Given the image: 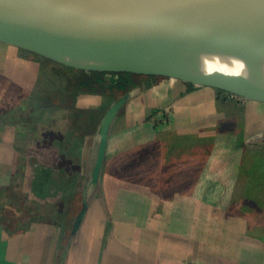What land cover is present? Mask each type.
<instances>
[{
	"label": "rangeland",
	"instance_id": "obj_1",
	"mask_svg": "<svg viewBox=\"0 0 264 264\" xmlns=\"http://www.w3.org/2000/svg\"><path fill=\"white\" fill-rule=\"evenodd\" d=\"M21 51L25 54L24 58H17L21 57ZM29 54L43 59L32 58ZM14 58L17 60L13 61ZM99 72L105 73L101 76L104 83L115 81L116 73H119L72 68L51 57L0 42V87L3 89V84H6L1 79L11 78L15 81L13 84H6V94H3L0 104V122L10 128L8 135L11 149L14 151L13 162L7 171L8 183L5 189H0V237L5 235L10 239L23 229L35 231L36 235L39 234V241L35 242L37 247L34 248H38L39 251L49 249L56 257V252L61 253L58 247L61 239L74 218V213H71L68 207L75 204L73 199L81 200V193L76 192L81 180L77 175L81 174L84 175V182L80 189L84 195L93 194L100 188L106 206L111 207L116 189L132 187L129 186V182L133 181L139 183L143 181L144 185L148 181L146 185L157 188V191H161L158 193L160 195H163L162 191L166 194L174 189L180 190L186 179L173 176V172L184 173V169H189L192 165L193 174L195 164L198 201L201 204L212 203L210 199L206 201L202 192L204 176L209 174L216 163L217 157L212 158V155L217 156L223 151H229L237 158L235 163L237 177L231 191L226 195L224 206L217 207L219 202L213 200L212 206L207 204L206 210H201L200 215L210 220L214 219V226H208L214 228L215 236L218 237L216 244L220 251L223 249L234 253L242 250L245 245L247 248L257 245L264 252V137L254 141L247 139L246 143L241 145L243 138L240 135L231 141L232 146L228 144L223 148L217 145V141L223 143L226 141L215 135L217 131L210 133L198 130L184 137L167 130L152 129L150 135L153 138L150 141H133L132 145L128 143L126 145L124 142L114 146L109 141L110 131L107 126L102 135L97 134V141H90L95 121L93 118L88 120L85 115L79 119L78 114L84 109H93L99 105L102 110L112 97L110 95L106 97L103 92L100 93L102 95L96 93L93 97L85 93L80 94L77 90L81 92L80 84L94 81L96 77L92 74ZM163 78L175 79L194 86L176 78ZM136 80L137 77L133 76L134 84ZM205 87L214 89L217 99L229 102L235 107H240L249 100L264 103L261 99L246 97L226 89ZM154 124L158 125L157 122ZM144 139H147V136ZM101 147V164L95 174L94 169ZM209 155L211 156L208 157ZM148 170L152 173L151 179L143 178L142 175L137 176ZM29 173H33V178H30ZM60 177H63L65 185L59 183ZM26 192L29 196L32 193L31 197H27ZM166 196L165 199L168 198ZM163 198L161 196V199ZM167 211L152 209L150 213L157 216L166 214ZM116 212L119 213V217L124 218L127 211ZM172 212L169 210V213ZM102 213L106 216L111 215V209L105 208ZM83 219L81 217V227ZM188 219L189 217L185 220ZM33 221L39 226L32 227ZM87 222L92 223L91 220ZM80 225L73 243L80 235ZM50 228L52 232L54 230V238L49 237ZM85 228L86 230L88 228L89 233L93 230L92 226L90 229L89 226ZM115 228L117 230V227ZM128 228L118 226V231L122 233ZM199 228L205 229L203 226ZM110 229L111 227L107 226L104 230L105 237ZM141 231V227H135L133 240L138 239ZM180 249V245L170 242L164 245L163 249L159 246L152 254L155 259L162 253L174 258ZM32 264H37L35 259Z\"/></svg>",
	"mask_w": 264,
	"mask_h": 264
},
{
	"label": "crops",
	"instance_id": "obj_2",
	"mask_svg": "<svg viewBox=\"0 0 264 264\" xmlns=\"http://www.w3.org/2000/svg\"><path fill=\"white\" fill-rule=\"evenodd\" d=\"M1 81L3 83L5 81L7 85L15 83L11 78L1 79ZM6 84H3V89L0 87V104L4 97L3 94H6ZM111 106L115 108V112L108 129L110 131L109 141L114 146L124 142L127 145V143L133 144V141H150L153 138L150 135L152 129L167 130L184 137L198 130L210 133L217 131L215 135L226 141L224 143L217 141V145L223 148L228 144L232 146L231 141L240 135L243 138L241 145L245 144L247 139L254 141V139L264 137V103L249 100L242 106L235 107L229 102L217 99L216 92L212 88L189 86L175 79L140 75L129 93L112 102ZM96 108L99 109L97 110L99 118L94 123L90 141H97V134L102 135L103 115L101 107L94 106L93 110ZM154 122L158 125L156 126ZM8 132L10 133V128L0 122V186H4L0 189L6 188L7 171L13 162L14 155ZM146 136L147 139H144ZM225 137L229 138L225 139ZM213 157H217L216 163L209 174L204 176L205 180L202 185L206 201L210 199L212 203L201 204L198 201L197 166L195 164H193V174L192 165L189 169L185 168L184 173L173 172V176L180 177V179L184 177L186 182L180 190L174 189L171 193L166 192L167 199H165V191H162L163 195L158 194L161 191H157L154 186L151 188L146 185L148 181L145 185L142 180L141 183L133 181V183L129 182V186L132 187L116 189L111 207L106 206L100 188H97L93 194L84 195L85 193L80 189L84 182V175H77L81 180L76 192L81 193V200L80 198L73 199L75 204L68 207V210L74 213V218L70 221L71 226L66 230L58 246L61 253L56 252L55 257L53 251L50 252L49 249H41L40 252L38 248H34L37 247L35 242L39 241V234L36 235L35 231L23 229L10 239H7L5 235L0 237V264H32L34 259L37 264H263L264 252L257 245L251 248L245 245L242 250L234 253L223 251V249L220 251L216 244L218 237L215 236L214 228H211L215 224L214 219L210 220L200 215L201 210H206L207 204L212 206L213 200L219 202L217 207L224 206L226 195L230 193L237 177L235 167L237 158H234L231 152L223 151L217 156L212 155ZM29 174L31 178L33 173ZM140 175L143 178L151 179L152 177L149 170L137 174V176ZM62 178H59L61 179L59 183L65 185L66 182ZM29 191L33 192V190ZM25 194L31 197L32 193L30 196L27 192ZM161 196L164 198L161 199ZM105 208L111 209V215H103L102 211ZM152 209H158V211L168 209V211L166 214L155 216L150 213ZM97 210H99L98 213ZM122 210L128 212H125L124 218L119 217V213L116 212ZM169 210L173 212L169 213ZM81 217L84 218L82 227ZM187 217L189 219L185 220ZM87 220H91L92 223ZM34 223L37 224L33 221L32 227L39 226ZM52 225L51 223L50 226ZM78 225H80V235L73 243ZM87 226L89 229L93 227L92 232L89 233L88 228L86 230ZM107 226L111 229L105 237L104 230ZM118 226L129 228L120 233ZM135 227H141L142 230L137 240H133ZM49 232H51L49 237L54 238V230L52 232L50 228ZM156 237L158 239H155ZM50 238L49 241H51ZM170 242L181 246L178 254L173 258L162 253L155 259L152 252L159 246L163 249L164 245Z\"/></svg>",
	"mask_w": 264,
	"mask_h": 264
},
{
	"label": "water",
	"instance_id": "obj_3",
	"mask_svg": "<svg viewBox=\"0 0 264 264\" xmlns=\"http://www.w3.org/2000/svg\"><path fill=\"white\" fill-rule=\"evenodd\" d=\"M149 2L165 19L126 17L89 0H0V33L60 34L128 62L101 71L176 78L264 101V76L252 63L264 56V0L215 1L187 22L169 18L161 0ZM237 61L244 64V74H235ZM111 105L102 118V134L115 112ZM101 157L102 147L95 174Z\"/></svg>",
	"mask_w": 264,
	"mask_h": 264
},
{
	"label": "bare ground",
	"instance_id": "obj_4",
	"mask_svg": "<svg viewBox=\"0 0 264 264\" xmlns=\"http://www.w3.org/2000/svg\"><path fill=\"white\" fill-rule=\"evenodd\" d=\"M126 17L151 16L165 19L150 6L149 0H89ZM223 0H161L168 17L179 21H193L197 10ZM0 41L45 54L76 69L101 70L108 65H128L126 59L94 48L78 39L42 30L9 31L0 33ZM264 76V56L252 60Z\"/></svg>",
	"mask_w": 264,
	"mask_h": 264
},
{
	"label": "trees",
	"instance_id": "obj_5",
	"mask_svg": "<svg viewBox=\"0 0 264 264\" xmlns=\"http://www.w3.org/2000/svg\"><path fill=\"white\" fill-rule=\"evenodd\" d=\"M22 53H23V51H21V57L24 58L25 54H22ZM30 56L32 58H36V59L39 58L40 60L42 58L39 56H33V55H30ZM104 74L105 73H103V72H99V73H95V74L93 73L92 75H95L96 79L94 81H89L87 83L80 84V86H81L80 90H82L81 92L79 90H77L80 94L85 93V94H89V96H93V97L95 96L96 93H98V95H99L101 92H103L104 93L103 95H105L106 97L107 96L109 97V95H110L112 97V99H110V102H108L106 104V106L102 107V110L100 109L102 115L105 114V112L108 109V106L110 104H112V102L117 100L119 97L124 96L133 87V85H134L133 76L138 77V75H136V74H132V73H128V72H119V73H116L117 79L115 81H113V82L108 81V82H105L106 83L105 84L103 82L102 77H101ZM100 95H102V94H100ZM97 110H99V109L98 108H96V110L84 109L83 111H81L78 114V118L80 119L85 115L88 120H90V118H93L95 123H96L98 118H99V114H97Z\"/></svg>",
	"mask_w": 264,
	"mask_h": 264
},
{
	"label": "clouds",
	"instance_id": "obj_6",
	"mask_svg": "<svg viewBox=\"0 0 264 264\" xmlns=\"http://www.w3.org/2000/svg\"><path fill=\"white\" fill-rule=\"evenodd\" d=\"M235 68H236L235 71L236 75L244 74V64L242 62L237 61L235 64Z\"/></svg>",
	"mask_w": 264,
	"mask_h": 264
}]
</instances>
